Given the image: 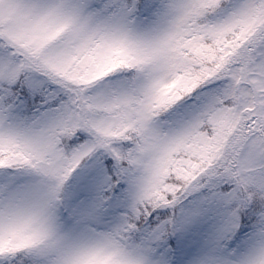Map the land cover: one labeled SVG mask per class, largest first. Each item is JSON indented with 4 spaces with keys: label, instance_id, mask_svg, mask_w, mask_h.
Listing matches in <instances>:
<instances>
[{
    "label": "snow or ice",
    "instance_id": "1",
    "mask_svg": "<svg viewBox=\"0 0 264 264\" xmlns=\"http://www.w3.org/2000/svg\"><path fill=\"white\" fill-rule=\"evenodd\" d=\"M0 264H264V0H0Z\"/></svg>",
    "mask_w": 264,
    "mask_h": 264
}]
</instances>
